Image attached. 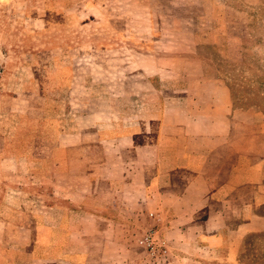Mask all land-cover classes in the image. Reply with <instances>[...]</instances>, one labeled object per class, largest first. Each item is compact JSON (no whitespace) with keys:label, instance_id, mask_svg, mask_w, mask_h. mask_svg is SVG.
<instances>
[{"label":"rangeland","instance_id":"obj_1","mask_svg":"<svg viewBox=\"0 0 264 264\" xmlns=\"http://www.w3.org/2000/svg\"><path fill=\"white\" fill-rule=\"evenodd\" d=\"M221 102L235 139L263 138L264 0H0V203L35 200L63 131ZM238 259L264 264V228Z\"/></svg>","mask_w":264,"mask_h":264},{"label":"crops","instance_id":"obj_2","mask_svg":"<svg viewBox=\"0 0 264 264\" xmlns=\"http://www.w3.org/2000/svg\"><path fill=\"white\" fill-rule=\"evenodd\" d=\"M227 112L169 106L107 137L63 131L43 186L21 191L35 200L0 203V264H239L264 228V136L235 139ZM150 229L156 255L139 244Z\"/></svg>","mask_w":264,"mask_h":264},{"label":"built area","instance_id":"obj_3","mask_svg":"<svg viewBox=\"0 0 264 264\" xmlns=\"http://www.w3.org/2000/svg\"><path fill=\"white\" fill-rule=\"evenodd\" d=\"M139 244L145 246L152 255L161 252L162 242L157 234V230H148L139 240Z\"/></svg>","mask_w":264,"mask_h":264}]
</instances>
